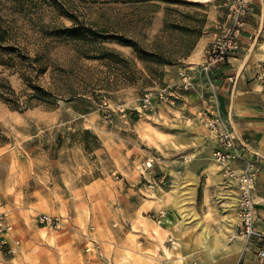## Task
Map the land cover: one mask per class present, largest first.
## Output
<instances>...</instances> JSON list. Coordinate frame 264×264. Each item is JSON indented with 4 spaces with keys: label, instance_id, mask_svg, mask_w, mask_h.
<instances>
[{
    "label": "rangeland",
    "instance_id": "1",
    "mask_svg": "<svg viewBox=\"0 0 264 264\" xmlns=\"http://www.w3.org/2000/svg\"><path fill=\"white\" fill-rule=\"evenodd\" d=\"M230 2L0 0V85L6 79L21 104L34 86L55 100L19 110L0 99V213L12 226L6 244L0 237L5 260L168 264L169 248L199 230L203 199L187 187L192 157L180 149L204 143L154 112L170 103L144 111L140 100L202 60ZM201 117L216 139L208 123H224L217 110ZM211 159L217 166L213 151ZM176 196L189 202L186 227L170 210ZM207 210L204 223H218ZM43 214L59 222L41 223Z\"/></svg>",
    "mask_w": 264,
    "mask_h": 264
},
{
    "label": "crops",
    "instance_id": "2",
    "mask_svg": "<svg viewBox=\"0 0 264 264\" xmlns=\"http://www.w3.org/2000/svg\"><path fill=\"white\" fill-rule=\"evenodd\" d=\"M248 2L250 6L243 17L239 49L229 55L228 63L214 74L211 82L200 68L201 61L196 66L186 67L185 70L191 77L192 88L178 90L172 86L178 80L176 74L169 79L171 84L166 87L167 93L172 96V105L159 104L154 109V112L160 114L162 111L174 117V124L185 123L184 127L192 130L189 132L190 138L204 143L202 148L187 144V147L180 151L192 157L188 160V166L190 165L188 172L191 175L187 187L200 189L197 192L202 195L204 205V210L200 214L203 223L201 226L217 236H220L224 220L230 216L228 209L233 198H237V192L234 182L221 186L224 173L222 171L218 173V167L212 163L211 153L216 148L217 141L205 129V118L201 117L202 113H207L212 108L217 110L227 128L234 133L242 149L243 158L256 162L253 194L257 214L255 226L258 230L264 231V0ZM225 24L226 21L222 26ZM219 33L218 31L217 35ZM231 75H236L233 86L227 81V77ZM170 149L174 150L172 147ZM243 164L242 161H235L229 165L233 169H239ZM209 208L216 212L214 219L218 223L212 221H209V224L204 223ZM202 235L203 232L199 228L192 237H180L177 247L169 248L175 257L170 261L165 259L163 263L169 261L168 264H259L256 246L242 240L238 247L232 242L225 246L215 243L216 257L207 260L202 247ZM11 236L15 237L14 234ZM164 244L165 241L159 245L164 247ZM18 258H20L18 263L14 262L15 258L5 260L0 252V264H28L20 254Z\"/></svg>",
    "mask_w": 264,
    "mask_h": 264
},
{
    "label": "built area",
    "instance_id": "3",
    "mask_svg": "<svg viewBox=\"0 0 264 264\" xmlns=\"http://www.w3.org/2000/svg\"><path fill=\"white\" fill-rule=\"evenodd\" d=\"M248 0H231L227 12V25L203 54L200 68L205 74L206 78L211 82L214 74L220 71L227 63L228 57L231 53L239 49V35L240 30L244 25L243 17L249 7ZM178 80L174 84L178 90H188L192 88L193 84L191 77L185 69H180L177 72ZM228 83L232 86L236 81V75L227 77ZM213 86V84H211ZM163 102L171 103L172 96H170L166 88H159L157 90L146 91L140 100L141 110H149L153 103ZM208 127L216 136L217 146L213 151V157L216 162L223 164L226 182H234L237 191V223L235 232L246 243H252L256 246L258 252L259 264H264V231L256 228V208L254 203V190L256 182L255 162L252 160H244L242 156V149L237 143L236 137L223 122L218 118L212 119L208 123ZM243 161V166L239 169L230 167L231 162ZM40 222L46 224L58 223V218L50 217L48 215H41ZM12 230V226L8 221L7 214L0 213V237L2 238V245L6 244V235ZM19 245L18 241H14V246L7 251L9 253L14 251Z\"/></svg>",
    "mask_w": 264,
    "mask_h": 264
},
{
    "label": "bare ground",
    "instance_id": "4",
    "mask_svg": "<svg viewBox=\"0 0 264 264\" xmlns=\"http://www.w3.org/2000/svg\"><path fill=\"white\" fill-rule=\"evenodd\" d=\"M216 165L218 167L217 168L218 173L219 172L221 173V171L224 172L223 164L216 162ZM237 201L238 198H233V201L228 209L230 211V216L227 219H225L223 224L221 225L220 236L215 235L205 227L202 226L200 227L203 232L202 247L204 248V254L207 260L214 259L216 257L214 247H215V243L217 242L223 246H225L229 242L234 243L236 247H238L237 245L240 244L242 239L238 237L235 232V226L237 223V215L235 213V210L237 209ZM188 203L189 202L187 197L176 196L174 198V203L170 206V210L173 211L177 215V217L181 220L182 227H186L187 224L190 222L189 221L190 213H188L189 208L187 206ZM169 223H170V219L167 217L165 219V224L169 225Z\"/></svg>",
    "mask_w": 264,
    "mask_h": 264
},
{
    "label": "trees",
    "instance_id": "5",
    "mask_svg": "<svg viewBox=\"0 0 264 264\" xmlns=\"http://www.w3.org/2000/svg\"><path fill=\"white\" fill-rule=\"evenodd\" d=\"M4 33H5V29L2 28L1 24H0V42L3 40L4 37ZM1 64V63H0ZM3 65V64H2ZM41 72H43V70H41ZM1 81L3 83H1V88H3L6 93H8V96L2 95L0 93V99L2 101H4L5 103H7L8 105H10V107L12 109H19V110H24L27 109L31 106H33L32 102H49L48 100H51L50 102H54V98L52 96L51 92L45 91L39 87H33L34 91L32 94H30V99L28 101H25L23 104L19 103V101H17V99H13V90L10 88L8 81L6 79H1ZM12 96V97H11ZM52 104V103H49ZM7 141V138L4 136V134L2 133L1 129H0V144H3L4 142Z\"/></svg>",
    "mask_w": 264,
    "mask_h": 264
}]
</instances>
